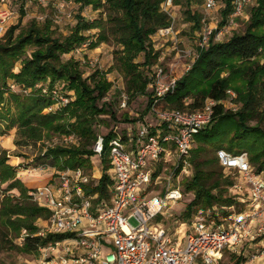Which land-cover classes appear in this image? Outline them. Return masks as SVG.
Instances as JSON below:
<instances>
[{"label": "trees", "instance_id": "trees-1", "mask_svg": "<svg viewBox=\"0 0 264 264\" xmlns=\"http://www.w3.org/2000/svg\"><path fill=\"white\" fill-rule=\"evenodd\" d=\"M72 1L81 8L91 7L94 11L108 9L107 20L89 22L78 16L70 34L64 38H53L52 34L36 25L15 36L17 27L13 26L0 42V121L8 128L16 127L23 138L32 141L53 135L77 139V145L48 149L44 158L58 171L81 169L90 173L91 158L95 156L93 147L98 138L93 127L97 118L110 113L105 104L99 106V103L111 90L112 83L107 80V74L100 71L84 79L78 63L72 59L63 62L62 56L87 44L89 37L86 32L101 31L97 40L90 42L91 48H97L111 36L121 48L115 53V68L126 79L128 98L132 100L147 95V114L152 104L151 93H148L150 74L145 76L141 68L150 69L157 64L160 54L152 47L151 37L158 30L170 27L171 19L162 11L165 0ZM178 1L185 3L188 8L186 18L193 24L194 30L199 31L202 17L192 12L190 7L202 0ZM223 1L225 8L220 27L230 16L234 0ZM29 48L35 50L27 57ZM140 55L143 62L138 64L135 61ZM18 63L20 69L16 73L14 70ZM10 83L25 89H34L42 83L47 85L49 93L41 95L34 90L23 96L12 93ZM61 83L63 87L59 88ZM54 88L72 92L74 98L61 111L43 114L53 104L50 91ZM229 91L237 95V103L241 104L237 112L224 109L223 103L228 99ZM207 100L217 105L214 106L212 124L194 137L196 148L191 151L190 158L193 174L184 184L185 191L193 194V200L184 214L187 219L199 211L231 207L237 210L240 207L228 193L233 180L224 175L217 160L219 150L246 153L250 164L264 173V131L258 126H247V122L257 116L259 106L264 105V0H256L242 34H234L224 42H211L207 49L198 50L190 69L176 80L174 90L165 96L163 108L193 112L200 110ZM116 137L113 129L104 135L100 159L103 173L96 186L87 188L88 194L97 193L99 198L110 197L109 144ZM121 138L123 141L127 139L126 136ZM208 153L212 154V158L208 157ZM5 162V154L0 155V183H9L4 192L0 189V195L3 194L0 253L11 250L37 255L41 249L67 239L66 235L37 236L40 230L38 221L46 222L49 213L32 202L28 195L30 190L16 178L15 169ZM211 165H215L220 172L217 174ZM11 190H17L19 196L5 194ZM23 231L26 236L22 245L18 246L14 240L21 238ZM239 259L235 264H241L243 260Z\"/></svg>", "mask_w": 264, "mask_h": 264}, {"label": "built area", "instance_id": "built-area-1", "mask_svg": "<svg viewBox=\"0 0 264 264\" xmlns=\"http://www.w3.org/2000/svg\"><path fill=\"white\" fill-rule=\"evenodd\" d=\"M255 2L234 0L230 16L219 28L208 26L202 19L195 49L177 50L173 61L150 73L149 114L156 126L141 123L136 134L131 129L126 141L121 136L111 140L108 199L87 193L98 179L81 169L56 170L43 187L30 190L32 202L49 213L46 226L40 227L37 236H67L49 246L64 251L63 264H218L225 252L234 251L243 241L264 237V173L250 164L246 153L225 150L217 152V160L224 175L233 180L230 197L239 203V211L235 207L199 211L182 235H173L159 225L167 208L182 199L175 185L177 174L190 167L194 137L212 124L217 105L207 100L200 110L179 111L163 108L164 98L190 69L198 50L207 49L211 42L226 41L246 15L247 6ZM173 3L165 0L162 11ZM216 4L217 0H204L207 11L214 10ZM8 18V12H0L1 24ZM171 33L172 26L158 30L162 37ZM181 63L184 70L175 76ZM43 86V95H47L49 89ZM229 95L234 97L230 91ZM50 96L53 104L48 113H56L73 100L72 92L57 88ZM127 98L123 97V108ZM103 146L104 135L98 136L93 151L100 159ZM24 236L25 231L22 240Z\"/></svg>", "mask_w": 264, "mask_h": 264}, {"label": "rangeland", "instance_id": "rangeland-1", "mask_svg": "<svg viewBox=\"0 0 264 264\" xmlns=\"http://www.w3.org/2000/svg\"><path fill=\"white\" fill-rule=\"evenodd\" d=\"M255 5L256 2L253 5L247 6L246 15L243 19L238 20V27L233 30L226 41L232 35L242 34L245 31L250 20L251 10ZM224 8V1L217 0L214 10L207 11L204 7V0H202L199 4L191 6L190 10L201 15L202 19L206 20L208 26L219 28L222 22V11ZM187 9L185 3L178 0H174L173 5L166 7L164 12L171 19L172 33L167 37H162L157 32L151 37L152 47L155 51L159 52L160 56L157 64L150 69L141 68L145 76H148L150 73L152 74L156 67L160 65L166 66L173 61L177 50L191 51L195 49L199 31H195L193 24L187 20L185 15ZM1 11L8 12L9 18L4 24L0 23V42L4 40V36L9 28L13 26L17 27L15 36L36 25L52 34L53 38H64L70 34L71 29L77 22L78 16L83 17L89 22H93L95 20L105 21L109 15V11L106 8L100 11H94L91 7L81 8L80 5L74 3L72 0H8L4 4H2L0 0V12ZM107 28L106 25V29ZM100 33L101 31L99 29L86 32L85 34L89 37V42L80 48H76L69 55L62 56L63 62L72 59L78 63L84 79L100 71L107 74V80L112 83L111 90L99 103V106L105 104L110 113L97 118V122L93 127L95 133L98 136H103L113 129L117 133V136L124 137L130 134L131 129H133L134 134H136L141 127V123L154 128L156 126L154 116H151L149 112L147 114L145 113L148 102L147 95L139 96L132 100L127 98L126 107H122L124 101L123 97H128L126 93V79L122 73L115 68V53L120 51L121 48L115 43L111 36H108V40L100 43L97 48H91L89 46L90 42H95ZM33 50H35V48H29L26 56L29 57ZM193 60L194 58L188 59V65L191 64ZM135 62L141 64L143 62V56L140 55ZM182 62L184 61L182 60ZM19 69L20 63L16 65L14 72L17 73ZM183 70L184 68L181 63L175 71V76H178ZM90 82L89 80V83ZM13 85L14 83H10V91L23 96L29 95L34 90L43 95L45 91V87L42 83L37 84L34 89H25L16 85L13 87ZM61 87H63V83L60 84L59 88ZM230 92L234 94V97L229 95L230 97L228 100L223 103L224 109L237 112L241 108V104L237 103V95L233 91ZM148 93H150L149 88ZM48 108L43 111V114H54V112L48 113ZM63 108L57 112L61 111ZM13 113L14 109L12 108L11 114ZM247 126H258L264 131L263 103L257 109V116L253 120L248 121ZM77 144L78 140L73 137L58 135L44 136L40 141L28 140L18 133L16 127L8 128L6 123L0 121V155L5 154V164L15 169L16 178L26 188H28L29 184L36 188L43 187L51 175L54 174V171H56V168L52 167L44 158L48 149L56 146L68 147ZM195 148L196 144L194 143L193 149ZM208 157L212 158V154L208 153ZM91 163L92 171L88 174L91 175L92 178H95V180H99L103 173L100 158L98 156L92 157ZM210 167H214L215 172L218 174L219 169L216 168L215 165H211ZM96 173H99V176H96ZM192 174L193 166L191 164L186 170H182L177 174L175 185L181 190L182 199L178 203L169 206L159 222V225L173 235H182L187 229L189 222L196 214H192L189 219L184 217L187 205L193 200V194L185 191L184 184L191 179ZM8 184L9 183H0L2 192L7 189ZM228 193L230 194V188ZM5 194L19 196L17 190H11ZM2 199L3 194L0 195V207ZM240 208L241 207H238L237 210ZM38 225L43 228L46 226V223L39 220ZM14 243L21 246L23 240L21 238L16 239ZM263 254L264 238L255 237L253 241L250 239L243 241L234 251L225 252L218 264H235L239 258V260H243L241 264H264ZM64 257L63 250H52L51 247L41 249L37 255L20 254L15 251L6 250L0 253V264H63Z\"/></svg>", "mask_w": 264, "mask_h": 264}, {"label": "crops", "instance_id": "crops-1", "mask_svg": "<svg viewBox=\"0 0 264 264\" xmlns=\"http://www.w3.org/2000/svg\"><path fill=\"white\" fill-rule=\"evenodd\" d=\"M39 188H41V187H39ZM28 189H29V190H32V189H36V187L33 186V185H31V184H29Z\"/></svg>", "mask_w": 264, "mask_h": 264}, {"label": "bare ground", "instance_id": "bare-ground-1", "mask_svg": "<svg viewBox=\"0 0 264 264\" xmlns=\"http://www.w3.org/2000/svg\"><path fill=\"white\" fill-rule=\"evenodd\" d=\"M96 176H99V173H96Z\"/></svg>", "mask_w": 264, "mask_h": 264}]
</instances>
